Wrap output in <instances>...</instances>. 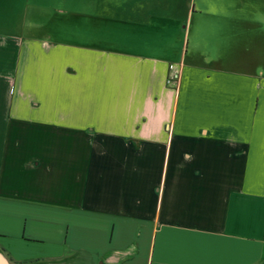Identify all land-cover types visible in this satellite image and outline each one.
Returning a JSON list of instances; mask_svg holds the SVG:
<instances>
[{
    "label": "crops",
    "instance_id": "0c3cea01",
    "mask_svg": "<svg viewBox=\"0 0 264 264\" xmlns=\"http://www.w3.org/2000/svg\"><path fill=\"white\" fill-rule=\"evenodd\" d=\"M0 264H264V0H0Z\"/></svg>",
    "mask_w": 264,
    "mask_h": 264
},
{
    "label": "built area",
    "instance_id": "2783aa9c",
    "mask_svg": "<svg viewBox=\"0 0 264 264\" xmlns=\"http://www.w3.org/2000/svg\"><path fill=\"white\" fill-rule=\"evenodd\" d=\"M174 78L172 75H170L167 79H166V85L171 86L173 84Z\"/></svg>",
    "mask_w": 264,
    "mask_h": 264
}]
</instances>
